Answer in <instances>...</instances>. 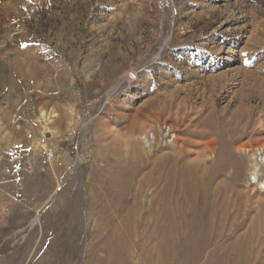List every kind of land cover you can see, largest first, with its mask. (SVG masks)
Wrapping results in <instances>:
<instances>
[{
    "label": "rangeland",
    "instance_id": "374dc122",
    "mask_svg": "<svg viewBox=\"0 0 264 264\" xmlns=\"http://www.w3.org/2000/svg\"><path fill=\"white\" fill-rule=\"evenodd\" d=\"M263 69L264 0H0V264L233 259L248 218L181 223L176 205L204 190L187 198L161 159L181 146L199 188L260 199L238 148L264 143V103L242 83Z\"/></svg>",
    "mask_w": 264,
    "mask_h": 264
},
{
    "label": "bare ground",
    "instance_id": "6f19581e",
    "mask_svg": "<svg viewBox=\"0 0 264 264\" xmlns=\"http://www.w3.org/2000/svg\"><path fill=\"white\" fill-rule=\"evenodd\" d=\"M258 74L264 75V69L260 70L258 72ZM256 77L249 76L246 78V76H245V79L243 77L244 80L242 83L247 86V88L245 86L246 93L248 91H251L250 94L253 93L254 96H256L255 99H257L261 103H264V77L263 78H260V77L256 78ZM247 99L249 100V97H247ZM260 102H259V104H260ZM263 110H264V105H263ZM256 113H257V111H256ZM245 119H246V116H245ZM236 120H237V118H236ZM236 120H234V121L236 122ZM237 122H239V121H237ZM167 128H168V133L172 137L169 144H173L176 142L175 141L177 138L176 134L173 133V131L171 130L170 127H167ZM220 129H219V131H220ZM258 132H260V131H258ZM262 132H263V130H262ZM215 133L217 134V130H216V132H214V134ZM221 133H222V130H221ZM221 133H218V134L220 135ZM207 135L209 136V134H207ZM219 135H218V138H219ZM157 138L159 140V136H157ZM157 138L153 137V135L151 134L150 135V140L152 141V143H151V141L149 140V136L144 137V141L146 143L149 142L147 145L148 149L151 148V145H156V144L160 143V142H158V143L156 142ZM199 144H201V143H199ZM211 145H213V144H211ZM208 146H210V145H208ZM174 148L176 149V147H174ZM180 148H181V146H179V150L175 151L174 153L172 152L173 153L172 157H164L161 159V162L163 160L167 163V165L169 164L168 168L171 169L170 172H172L173 176L175 177V179L172 180L171 182H173V184L178 187L179 191H182V190L185 191V195L187 198H190V197L192 198V197L196 196L198 193H200L202 189L204 190V196H202L199 199V201L196 205H194V204L192 205L189 203H183V202H188V200L182 201L181 204L178 203L176 205L178 215L180 216L179 220L181 221V223H183L184 225H187V223L192 224L196 221L198 223L197 230L202 232L203 230H206L208 228L211 229V225L214 222H220L223 225L225 224V222H227V223L229 222L230 225H229L227 231L229 233H231L233 230H235L239 226V224H241V222L244 218L245 219L248 218L247 222L249 220V224H248V226L246 225L247 227H246L244 233H242V235H237L234 242L229 246L230 251H232V253L234 254V257L231 256L233 259H229V258L225 259L224 258L223 263L224 264H247L248 263V260H247L248 257L250 255H252V256H254V259H253L254 264H264V253L262 255L263 257H261L262 259H259V261H258V256H257L259 252L260 253L262 252L260 248L264 247V237L261 240H259L260 236L257 235L258 238H255L256 232L258 234L264 233L263 223H261L262 226L259 225V227H258V225H257V227H255L256 222H259L260 220L262 222L263 221L262 219H264V143L257 145L254 148L249 147V146H242V145L240 148H238V150H240L244 153H247V157H248L247 164H248V169H249L248 172H249V177H250L249 184H250V186L253 187V189H254V187L257 188L256 193H255L256 198H257V196L262 197V198L259 197L260 199L255 198L256 200L253 199L254 201L252 199H250L251 198L250 195H243L244 197L242 198V196L240 195V193L243 194L242 192L239 193L238 191L236 192L233 190L232 191L229 190L230 194L231 193L234 194L233 197H230V195L229 196L223 195L222 194L223 192L220 191L219 187L223 186L221 188L223 191H226V189L228 188V186L226 188L227 182H223V181L218 182L216 184V186L213 187V189L204 188V186L199 188L198 185L201 183V180L199 181V179H201L200 178L201 174L198 177L196 169H195V165L192 162L193 160L190 161L189 157H187L189 153L187 151H183ZM203 148H205V147H203ZM212 148H214V147H212ZM203 150H205V149H203ZM202 154H203V152L201 153V155ZM198 156H200V155L198 154ZM202 157H203V155H202ZM199 158L200 157H198V159H196V160H199ZM196 160H194V161H196ZM234 160H233V162H234ZM239 162H241V161H239ZM226 167L228 168V166H226ZM168 168H167V171L169 170ZM227 168H225V169H227ZM233 168L234 169L232 171V174L229 177L231 184L237 183L243 174L242 173L243 168H242V165L240 163H234ZM225 169H224V167H222V168H220V171L216 170V172L210 173V175L208 176L209 183L211 181H215L218 174L220 172H224ZM226 172H227V170H226ZM167 175H169V174H167ZM167 175H166L167 179H165V180H170V179H168L169 176H167ZM150 176H152V175H150ZM171 179H173V178L171 177ZM168 182H169V184H167V185L169 186L170 181H168ZM164 187H167V186L165 185ZM257 190H259V191H257ZM220 192H222V193H220ZM226 193L224 192V194H226ZM220 194H222L223 198L220 199L221 202H218V200L216 201V198H219ZM200 195H201V193H200ZM183 197H184V193H183ZM243 199H244V201H243ZM189 202H190V199H189ZM242 202H243V204H242ZM251 204H252V206L254 205V212H255L254 216H249V214H248L250 212V210L252 209ZM165 207H166V205H165ZM167 211H168V209H167ZM163 215L164 216L166 215V210H165V213ZM239 215L241 216V218L239 217ZM238 218H240L241 220H239L240 222L238 221V223L235 224ZM218 228L219 227H217V229ZM222 229H223V227H222ZM256 247H258V249H260V250H256L257 252L254 254V251H252L251 249L256 248ZM228 253H229V251H228ZM228 253H226V254H228Z\"/></svg>",
    "mask_w": 264,
    "mask_h": 264
},
{
    "label": "built area",
    "instance_id": "2783aa9c",
    "mask_svg": "<svg viewBox=\"0 0 264 264\" xmlns=\"http://www.w3.org/2000/svg\"><path fill=\"white\" fill-rule=\"evenodd\" d=\"M167 136L171 137V135L168 133V130H167ZM172 138V137H171ZM150 140V139H149ZM151 141V140H150ZM170 142V141H169ZM152 143V141H151ZM44 154H45V158L46 160H51L53 158V151L51 149H45L44 151Z\"/></svg>",
    "mask_w": 264,
    "mask_h": 264
}]
</instances>
